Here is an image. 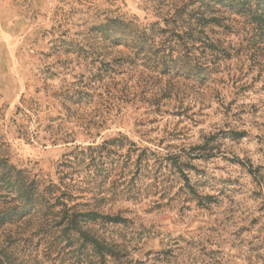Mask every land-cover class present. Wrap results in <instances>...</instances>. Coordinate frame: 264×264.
I'll return each mask as SVG.
<instances>
[{"label": "rangeland", "instance_id": "1", "mask_svg": "<svg viewBox=\"0 0 264 264\" xmlns=\"http://www.w3.org/2000/svg\"><path fill=\"white\" fill-rule=\"evenodd\" d=\"M5 164L104 264H264V0H0Z\"/></svg>", "mask_w": 264, "mask_h": 264}, {"label": "trees", "instance_id": "2", "mask_svg": "<svg viewBox=\"0 0 264 264\" xmlns=\"http://www.w3.org/2000/svg\"><path fill=\"white\" fill-rule=\"evenodd\" d=\"M201 20L203 27L211 19L203 15L198 22ZM22 173L14 166L0 165V190H7L2 194L5 206L0 208V264H37L40 256L64 260L66 252L74 253L75 261L80 263L104 264L105 252L111 247L86 227L88 221L83 215L74 212L60 216L45 195L23 179ZM12 225L18 227L9 228Z\"/></svg>", "mask_w": 264, "mask_h": 264}]
</instances>
